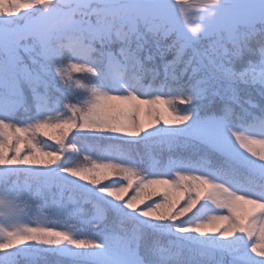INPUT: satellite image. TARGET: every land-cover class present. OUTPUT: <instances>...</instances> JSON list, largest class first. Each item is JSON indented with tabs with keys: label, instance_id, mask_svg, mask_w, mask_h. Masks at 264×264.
I'll return each mask as SVG.
<instances>
[{
	"label": "snow or ice",
	"instance_id": "obj_1",
	"mask_svg": "<svg viewBox=\"0 0 264 264\" xmlns=\"http://www.w3.org/2000/svg\"><path fill=\"white\" fill-rule=\"evenodd\" d=\"M0 264H264V0H0Z\"/></svg>",
	"mask_w": 264,
	"mask_h": 264
},
{
	"label": "trees",
	"instance_id": "obj_2",
	"mask_svg": "<svg viewBox=\"0 0 264 264\" xmlns=\"http://www.w3.org/2000/svg\"><path fill=\"white\" fill-rule=\"evenodd\" d=\"M178 107H183L182 105H177ZM22 114V112H21ZM44 139V138H42ZM49 143H54L49 141ZM91 143V142H89ZM110 143L112 142H103L102 143V147H107L110 145ZM81 145H78V147H80ZM87 155L88 158H85ZM95 162H104L102 159V154L100 152H93V153H85V152H81L79 154V156H77L75 159H73L71 166H76V167H87L90 166L92 163ZM131 194V193H130ZM154 199H158V197H154ZM33 219H35V217H33ZM73 224H76L77 227H80L81 225H79L75 220L72 221Z\"/></svg>",
	"mask_w": 264,
	"mask_h": 264
}]
</instances>
